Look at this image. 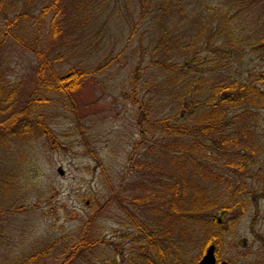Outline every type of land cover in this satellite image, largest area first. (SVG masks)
I'll use <instances>...</instances> for the list:
<instances>
[{"label": "rangeland", "instance_id": "1", "mask_svg": "<svg viewBox=\"0 0 264 264\" xmlns=\"http://www.w3.org/2000/svg\"><path fill=\"white\" fill-rule=\"evenodd\" d=\"M50 2L0 0V34L19 16L0 35V87L15 89L14 109L40 96L37 60L26 45L49 49L58 74L71 67L89 74L70 96L35 101L26 134L0 132V264H196L213 233L228 264H264L262 134L250 144L260 155L246 156L247 163L239 156L172 158L156 152L160 145L147 153L132 99L150 98L151 114L166 116L178 111L174 96L188 81L196 83L185 98L205 96L211 84L254 81L264 73V0H60L63 31L49 41L51 8L36 42V17ZM158 62L175 65L170 76ZM183 159L201 166V182L193 184L213 204L197 218L173 211L183 190L174 187L173 171ZM213 219L220 224L211 231ZM148 231L164 258L151 251Z\"/></svg>", "mask_w": 264, "mask_h": 264}, {"label": "trees", "instance_id": "2", "mask_svg": "<svg viewBox=\"0 0 264 264\" xmlns=\"http://www.w3.org/2000/svg\"><path fill=\"white\" fill-rule=\"evenodd\" d=\"M60 0H52L50 4L41 7L36 19L38 21L35 37L36 42L40 40L41 21L51 8H55V13L49 19L48 39L50 42H55L63 31V21L58 18L60 7L58 6ZM60 5V4H59ZM19 19V16L7 22L6 29H4L1 36L8 34V27ZM5 38V37H4ZM4 38H0V44L4 42ZM29 48L37 60L35 70V90H40V96L30 98L20 108H12L13 97L15 89L12 87L5 90L0 87V132L11 136H22L28 132V122L25 120L31 107H36L34 102L37 101L43 104L47 100L46 93L63 94L70 96L80 85L85 77L89 74L82 68L71 67L66 73L58 74L54 68V63L58 60L55 57H49L47 48H39L36 44ZM163 69L170 76L175 65L158 62ZM182 68V67H181ZM180 68V69H181ZM179 69V68H178ZM184 75V74H183ZM182 75V77H183ZM195 79V78H194ZM196 83L188 81L185 83L184 90L178 92L174 96V100L178 105V111L175 114H168L166 116H156L151 114V99H146V102L133 96V100L138 103V120L139 131L142 139L149 141L147 143V153L155 151V146L160 145L156 151L160 155L166 156H185L193 158L192 156H239L243 163H247L246 156H259V149L250 144L256 143L255 139L262 134L264 137V73L258 74L254 81H242L232 79L228 82H220L211 84L207 89V94L199 98L197 95H191L185 98V95L191 92V87ZM200 83H197L195 90L199 91ZM32 100V101H31ZM263 108L262 117H257L259 110ZM249 117H254L253 124H241L242 121ZM39 127L40 133L45 136L49 142H55V137L52 132L40 120L35 121ZM248 128V129H247ZM251 128V129H250ZM238 133L241 134L239 137ZM264 141H262L263 143ZM248 151V155L244 154ZM189 159L180 160L177 169L174 173V187H182L180 191V198L178 204L173 209L179 215H187L189 217L202 216V211L213 206L211 201H204L203 190L197 183L203 170L198 164H190ZM173 162L176 163V161ZM237 171L242 175L244 164L236 161L232 162ZM192 166V168H190ZM247 166V165H246ZM190 168V169H189ZM191 171H187V170ZM188 179L183 174H187ZM197 178V183L193 184V180ZM188 180L190 182V190L185 192L184 187H188ZM221 182V178L218 179ZM187 194H190L187 196ZM185 197V198H182ZM226 208V207H224ZM220 222L218 219L208 221L209 230H214L218 227ZM139 230L141 228L138 227ZM154 237V233L148 231L144 233V238L150 243L151 251H154L156 258H164V253L157 245L151 244L150 240ZM218 237L215 233L211 234L205 240L203 245L206 246L212 240L218 242ZM82 239L77 240L74 246H82ZM202 248V249H203ZM158 251V252H156ZM45 250H41L26 259V262L34 261L38 256L44 254ZM73 253V252H72ZM69 257V258H68ZM72 256H67L70 259ZM149 263V261L147 260ZM149 264H152L150 262Z\"/></svg>", "mask_w": 264, "mask_h": 264}, {"label": "water", "instance_id": "3", "mask_svg": "<svg viewBox=\"0 0 264 264\" xmlns=\"http://www.w3.org/2000/svg\"><path fill=\"white\" fill-rule=\"evenodd\" d=\"M214 246L210 244L204 254L201 256L197 264H215V257L213 253ZM225 262H222L224 264Z\"/></svg>", "mask_w": 264, "mask_h": 264}, {"label": "flooded vegetation", "instance_id": "4", "mask_svg": "<svg viewBox=\"0 0 264 264\" xmlns=\"http://www.w3.org/2000/svg\"><path fill=\"white\" fill-rule=\"evenodd\" d=\"M212 244L214 246V249H213V253H214V257H215V264H222V262H225L224 264H228L227 261L223 260L222 257L220 256V242L218 240V242H216L215 240H212L210 243H208L206 246H205V250L204 252L206 251L207 247ZM203 252V254H204ZM202 254V255H203ZM201 255V256H202ZM200 256V258H201ZM200 258L198 259V261L200 260ZM197 261V263H198ZM196 263V264H197Z\"/></svg>", "mask_w": 264, "mask_h": 264}]
</instances>
